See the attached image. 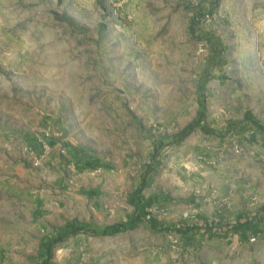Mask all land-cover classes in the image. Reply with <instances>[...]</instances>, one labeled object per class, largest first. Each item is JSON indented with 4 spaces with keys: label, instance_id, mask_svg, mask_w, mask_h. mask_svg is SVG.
Here are the masks:
<instances>
[{
    "label": "rangeland",
    "instance_id": "rangeland-1",
    "mask_svg": "<svg viewBox=\"0 0 264 264\" xmlns=\"http://www.w3.org/2000/svg\"><path fill=\"white\" fill-rule=\"evenodd\" d=\"M206 3L0 0V264L39 260L33 225L22 213L32 210L21 203L18 184L28 182L18 173L27 167L19 159L30 139L61 149L71 144V153L80 151L91 168H107L121 179L116 193L102 194V215L95 216L102 225L64 231L51 264H264V232L208 238L165 231L161 225L191 221L193 209L184 203L189 207L175 213L169 200L153 195L147 209L157 225L147 216L114 234L98 230L126 220L128 195L149 166L145 197L155 192L153 176L161 191L188 195L192 187L203 201L219 191L229 221L237 214L234 199L246 212L264 205V131L244 120L249 112L264 126V0H218L211 12ZM195 11L201 15L192 23ZM209 36L219 62H209L215 50ZM201 104L216 132L196 128L153 158V142H165ZM67 167L33 164L28 183L33 193L49 196L50 207L88 213L82 200L64 204L67 188L77 187L74 179L65 186L47 179L48 172ZM93 177L85 179L89 188L74 192L99 194ZM109 196L113 206L103 207Z\"/></svg>",
    "mask_w": 264,
    "mask_h": 264
},
{
    "label": "crops",
    "instance_id": "crops-1",
    "mask_svg": "<svg viewBox=\"0 0 264 264\" xmlns=\"http://www.w3.org/2000/svg\"><path fill=\"white\" fill-rule=\"evenodd\" d=\"M39 141L45 143L43 139L34 141L33 139H30L24 140L23 142L22 149L24 150V153L19 159L21 160L20 167L25 165L26 163L27 167L26 169H23L18 173V176L22 175L24 177L23 181L27 180L28 182L33 183V164L38 168L41 167L44 163L48 162L51 165L55 164L60 166H63V163H67V169L61 170L60 173L55 174L48 172L47 179L53 182H60L64 185L66 184L67 180L71 178L75 180L77 187L86 189V187H88L86 182H89L88 180H85L86 177L92 179V176L95 175L92 182L94 185H96V188H100V193H90V191L88 190L87 192L85 191L86 193H83L82 196H78L79 194H76L74 192L76 191L77 187L69 186V188H67V190H69V193L67 191V193L63 194V197L65 199L64 204L67 203L69 206H77L79 200H82L84 202V205H88L90 212L85 213L83 211H77V208L75 210H60L50 207L52 206L50 204L51 199L47 194H40L39 192L33 193V186H30L28 182H18V184L22 186L21 193H19L21 194V203H24V205L27 204L32 210L31 215L26 211V209H22V213H27V215H29L27 219L28 224L33 225V244L36 246V249H39V244L43 237L54 234V231L56 229L63 227L70 222H74L77 225H89L90 227L102 225L100 222L95 221V216L97 214L102 215V204L104 203V201H102V194L106 189H108L110 192L112 191L116 193L118 190L117 184L121 183V179L118 178L116 174H112L111 170H108L107 168H91L90 164L87 162L88 160L86 159V157H84V155H81L80 151L72 154L71 144H67L61 149V146H59L57 142L52 141L53 143L51 144V146H46L45 144H40ZM43 147L46 150L45 155L42 152ZM75 167H77V169H82V171L78 172ZM89 169H92L94 173H88L87 171ZM79 176H81V178H84L85 176L86 177L82 180ZM108 181H112L114 183L113 187L109 186V188H107L106 183ZM157 183L158 179L152 176L149 181V188H151V190L153 189L155 192H149L146 194V196L150 197L153 195L157 197V201H163L164 199L169 200L170 204L172 205L171 208L175 213H180V211H183L185 207H189L183 205L184 203H186L187 205L190 204L189 208L193 209L192 215H203L208 218H212L217 213L228 214L226 212L230 210V207H226L227 204L223 205L224 203H222L221 199L217 197L216 194L220 193L217 190H214L213 196H211L210 198H206V200L203 201V197L201 195H198V193L192 191V187L188 192V195H183L180 189H176L174 193L171 191L169 193L166 191L164 192V190L161 191V188H156ZM56 198L62 199V197L60 196H57ZM112 198V196H109L110 202L108 204H104L103 207H112ZM61 199L58 200L59 203H63ZM234 200L231 201V204H233L234 206L233 212L238 213L242 210L240 208L236 209V201ZM97 204L98 207L96 206ZM129 205L130 207H128L126 204L125 208L128 207L129 210L127 211V214L123 220L127 218V215L133 212V206L130 203ZM40 232H44V235H41Z\"/></svg>",
    "mask_w": 264,
    "mask_h": 264
},
{
    "label": "trees",
    "instance_id": "trees-1",
    "mask_svg": "<svg viewBox=\"0 0 264 264\" xmlns=\"http://www.w3.org/2000/svg\"><path fill=\"white\" fill-rule=\"evenodd\" d=\"M217 2L218 0H207L205 6V9H207L206 11L211 12ZM200 15V12L195 11L191 22L195 23ZM190 32L192 35H195L196 29L193 27V24H190ZM198 36L202 37L201 34ZM213 39V36L207 37L208 42H211L212 46L215 48V50H213L209 56V62L211 63L219 62L221 59L220 52L216 50V44L213 45ZM244 120L252 122L257 128L264 131V126L256 121L251 113H246ZM196 128H200L204 133L207 134L216 132L205 123V113L202 104L200 105V109L198 110L197 114L182 128L173 133L165 142L163 139L153 142V152L151 156L153 158L156 157V155L165 145L169 146L171 144L181 142ZM150 171L151 169L149 166L140 178L138 186L128 195V201L133 206V212L127 215L125 221L113 223L101 229L98 228L99 232L109 235L121 230L130 229L142 222L147 216L152 225H157L156 220L151 217L147 209V207L153 203L154 198L145 197L143 194V187L146 185V176L150 173ZM192 218L193 219L188 222L183 221L174 225L164 224L161 225V228L165 231L174 230L187 236L201 232L208 238L225 237L230 232L238 233L241 236H246L248 233L257 234L264 232V205L254 212L239 211L232 221L226 219V216L222 213H217L212 218H208L203 215H192ZM86 228V225H77L74 222H70L67 225L55 230L54 234L43 237L39 244V260L37 264H51L49 260L52 248L57 242L62 240V234L64 231L74 233L85 231ZM91 231L96 232L93 230Z\"/></svg>",
    "mask_w": 264,
    "mask_h": 264
}]
</instances>
